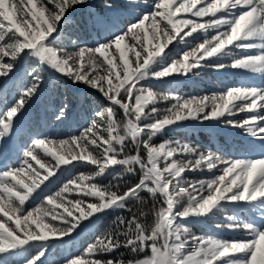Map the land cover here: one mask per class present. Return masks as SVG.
I'll list each match as a JSON object with an SVG mask.
<instances>
[{
  "label": "snow or ice",
  "instance_id": "snow-or-ice-1",
  "mask_svg": "<svg viewBox=\"0 0 264 264\" xmlns=\"http://www.w3.org/2000/svg\"><path fill=\"white\" fill-rule=\"evenodd\" d=\"M145 6L148 11L117 31L92 11V0H0V156L15 135L16 121L40 95L45 72L57 84H82L103 98L79 135L34 137L16 166L0 168V264H38L49 246L94 229L102 216L126 209L141 192L161 201L150 228L135 214L118 217L84 254L65 264H264V84L182 98L157 93L148 83H173L167 78H187L203 68L243 70L264 81V0H151L150 5L145 0ZM115 7V0H103L105 10ZM78 9L87 12L85 29L94 24L109 35L92 46L72 39L71 50L55 46L63 24ZM17 73L30 80L18 89ZM10 84L17 95L8 104ZM161 101L170 106L161 110ZM67 110L65 103L57 119ZM237 113L250 115L239 121L228 118ZM186 121L241 128L260 141V154L225 157L183 141L153 142ZM129 145L134 154L126 151ZM77 164L94 167L70 177L55 192L45 191L50 178ZM117 166L140 173L139 182L122 193L118 186L102 183L116 177ZM203 171L212 173L210 178H186ZM32 201L35 205L28 207ZM217 213L226 215L224 227L244 231L248 238L192 233L191 220ZM189 243L195 245L191 251ZM120 249L138 258L125 260Z\"/></svg>",
  "mask_w": 264,
  "mask_h": 264
},
{
  "label": "trees",
  "instance_id": "trees-1",
  "mask_svg": "<svg viewBox=\"0 0 264 264\" xmlns=\"http://www.w3.org/2000/svg\"><path fill=\"white\" fill-rule=\"evenodd\" d=\"M93 9L97 15L102 17L103 23L114 24L115 29L118 31L124 29L128 24L135 22L142 11H148L149 8L145 6V0H132V4L140 5L133 7L127 0H115V10L107 11L103 8V0H92ZM151 4V0H148ZM87 19V12L77 10L69 17V21L63 24L61 32L62 36L58 37L54 42L57 47L72 49L68 43L69 39L78 40L81 45H94L98 40H102L108 36L107 31H103L96 27L94 24H89L85 29L83 22ZM199 41L195 42L198 43ZM179 49H173L171 58H176V53ZM46 83L40 95L33 100L27 107L23 114L16 121V132L11 141L7 142L5 155L0 156V168L4 164L16 166L21 159V150L27 146L31 139L34 137H53L59 138L66 134L73 132L74 128L81 132L88 126L90 120L83 122L81 111L88 108L89 103L95 108L102 105V99L99 96L91 94L89 99H86L84 90H80L81 85L73 88L70 87L66 81L57 84L55 78L49 73L45 72ZM174 80L173 83H168L167 80H150L148 83L151 85L152 90L157 93H166L175 95L182 98L189 97H203L218 93L222 89L229 86H244L241 83V78H238L236 72L230 71H217L213 68H203L198 74L190 75L187 78L176 77L167 78ZM16 88L18 89L21 84L30 82L26 81L21 74L13 77ZM10 91L7 94V103L11 104L13 97L17 92L9 85ZM90 94V93H89ZM68 103V110L66 111L63 119H57L60 108L63 104ZM171 102L161 101L157 107L161 110L170 106ZM2 107V105H0ZM151 107V106H149ZM250 115L248 113H237L229 119L243 120ZM75 121V126L70 123ZM66 122V126L71 128L67 132V128L62 130L61 126ZM164 141H183L193 146H199L201 150L211 149L212 151H219L225 157H242V156H258L260 154V141L245 133L241 128L230 127L223 122H197L186 121L179 125L172 126L164 133L154 138V143L159 144ZM126 151L129 154L132 152L131 145L128 146ZM51 159V158H48ZM54 163V162H53ZM35 165V162H33ZM38 167V166H37ZM70 167V166H69ZM94 166L89 165L87 168L81 167L77 164L76 169H71L68 172L61 171L55 177L50 178L51 183L48 184L46 192H55L63 186L67 180L72 176H78L80 172L87 173L92 170ZM116 177L108 176L102 179L104 184H113L118 186V190L122 193L129 187L139 182L140 173L137 170L135 173H126L122 168L117 166ZM43 171V170H41ZM219 174V170H214ZM212 173L207 171L203 172H190L187 173L186 178L191 181L206 180L210 178ZM67 195V194H66ZM76 194L73 193L69 198ZM88 199V198H86ZM36 201L29 202L28 207L34 206ZM161 206L160 198H153L147 192L140 193V199H132L127 202V208L124 210L111 211L109 214L102 216L97 221L94 229H82L73 234L72 240L64 244L56 243L49 246L46 250V255L41 257L38 264H65L67 258H72L84 254L87 245L95 240L102 232L110 230L115 226L118 217L126 219L131 218L135 214L142 223L146 224L149 228L154 223V214ZM144 213V216L140 214ZM190 226L192 233L196 236L213 235L226 240H243L247 239V234L244 231H232L224 227L228 223L224 213H217L214 218L206 220H191ZM221 225V227H217ZM195 245L189 243L187 251H191ZM39 245L32 250L35 255ZM124 253V259H136L138 257L127 249H120ZM119 255V253H117ZM144 255V254H141Z\"/></svg>",
  "mask_w": 264,
  "mask_h": 264
},
{
  "label": "rangeland",
  "instance_id": "rangeland-1",
  "mask_svg": "<svg viewBox=\"0 0 264 264\" xmlns=\"http://www.w3.org/2000/svg\"><path fill=\"white\" fill-rule=\"evenodd\" d=\"M205 19H207V18H205ZM236 53L237 54H240V50L237 49L236 50ZM225 63H231V60L230 59H226L225 60ZM222 71L236 72L237 75H238V78H241V83H243L244 86H261L262 84H264V81H262V79L259 76V74H252V73H249V72H246V71H243V70L231 69V68H227V69H224ZM70 87L73 88L75 86L70 85ZM80 90L81 91L82 90L85 91V94L87 95L86 96V99H89V97L91 96V94H94V95L99 96V94L96 93L95 90L89 89L85 85H82L81 88H80ZM88 95H90V96H88ZM100 99H103V98L100 97ZM94 112H95V108L92 106V102H90L88 108H85L84 110L81 111V116H82L83 122L85 123L86 121H88L89 118H93ZM71 124L73 125V128H74L75 121H73V123H70V125ZM70 125L69 126H66V122H65V123L62 124L60 130H62L64 128H67L66 131L69 132L71 128H68V127H70ZM79 134H80V131L78 133L77 128H74L73 129V132H71L70 134L68 133V134H66V135H64L62 137L57 138V139H62V138L63 139H66V138H69L71 136H75V135H79Z\"/></svg>",
  "mask_w": 264,
  "mask_h": 264
}]
</instances>
